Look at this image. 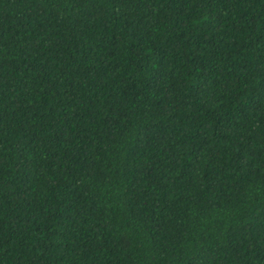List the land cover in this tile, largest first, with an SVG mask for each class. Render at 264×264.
<instances>
[{
  "label": "trees",
  "instance_id": "1",
  "mask_svg": "<svg viewBox=\"0 0 264 264\" xmlns=\"http://www.w3.org/2000/svg\"><path fill=\"white\" fill-rule=\"evenodd\" d=\"M0 264H264V0H0Z\"/></svg>",
  "mask_w": 264,
  "mask_h": 264
}]
</instances>
